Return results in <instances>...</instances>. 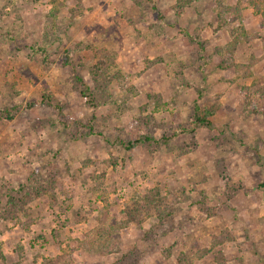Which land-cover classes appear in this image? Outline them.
<instances>
[{"label":"rangeland","instance_id":"1","mask_svg":"<svg viewBox=\"0 0 264 264\" xmlns=\"http://www.w3.org/2000/svg\"><path fill=\"white\" fill-rule=\"evenodd\" d=\"M0 264H264V4L0 0Z\"/></svg>","mask_w":264,"mask_h":264},{"label":"trees","instance_id":"2","mask_svg":"<svg viewBox=\"0 0 264 264\" xmlns=\"http://www.w3.org/2000/svg\"><path fill=\"white\" fill-rule=\"evenodd\" d=\"M149 1L154 3V0H149ZM239 1H244L245 3H247L249 5H253V7H255L257 10H259V7L261 6V4L262 5L264 4V0H239ZM153 9H156L154 5H153ZM81 93H82V95L89 97L88 103H92V100H90V99H92L91 98V92H90L88 86L84 85L83 89H81ZM193 121H194L193 123L195 124L196 127H198L202 124H205V123L206 124L209 123V121L205 117H200L197 113L195 114ZM150 140H152V139L149 135L142 134L136 138H133L132 140H128L127 142H122V144H124L126 148H131L133 146L148 142ZM163 140H165V138H163ZM24 189H25V186L24 187L22 186V190H19L20 193L19 192L17 193L18 196H20L21 191H25ZM19 199H20V197H19ZM111 240L112 239H111V237H109V233L107 232V234L100 233V236L98 238H95L93 240V242L97 243L99 247H104V249L107 248L106 251H110L112 244L111 243L107 244V243L110 242ZM177 261L179 263L180 262L182 263L181 259H178Z\"/></svg>","mask_w":264,"mask_h":264}]
</instances>
